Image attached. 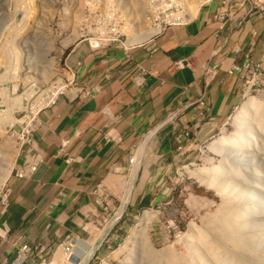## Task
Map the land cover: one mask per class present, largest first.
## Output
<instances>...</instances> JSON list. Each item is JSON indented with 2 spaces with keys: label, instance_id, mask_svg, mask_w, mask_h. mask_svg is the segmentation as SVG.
<instances>
[{
  "label": "crops",
  "instance_id": "1",
  "mask_svg": "<svg viewBox=\"0 0 264 264\" xmlns=\"http://www.w3.org/2000/svg\"><path fill=\"white\" fill-rule=\"evenodd\" d=\"M255 2L248 0L251 8ZM222 5L212 0L189 21L127 50L117 42L100 50L87 42L73 48L69 86L39 113L33 151L15 163L3 193L8 203L0 199V264H13L26 244H43L51 248L43 253L52 257L50 264H66L60 244L69 238L84 262L126 201L127 215L153 206L159 193L175 200L165 181L177 148L188 143L186 128L207 110L193 142L210 140L244 97L243 78L229 71L253 64L256 77L264 72L261 13L239 11L221 29L216 14ZM141 69L148 72L144 88L132 81ZM31 163H37L36 173L28 169ZM19 170L23 178L16 176ZM100 184L110 196L106 207L94 195ZM37 263L36 254L23 264Z\"/></svg>",
  "mask_w": 264,
  "mask_h": 264
},
{
  "label": "rangeland",
  "instance_id": "2",
  "mask_svg": "<svg viewBox=\"0 0 264 264\" xmlns=\"http://www.w3.org/2000/svg\"><path fill=\"white\" fill-rule=\"evenodd\" d=\"M210 1L0 0V196L15 168L22 129L34 127L41 110L55 100L58 92H63L59 91L66 84L63 61L76 45L91 40L104 44L118 41L136 47L169 25L189 21ZM139 34L147 36L143 42L135 41ZM260 73L262 76L253 79L251 90L247 89L248 85L243 87L244 97L238 108L210 140L202 144L192 141L177 148L175 164L165 181L175 190V200L159 193L153 206L137 211L129 209L106 236L93 264L151 263L137 244L128 243L145 210L157 213L149 224V236L156 251L165 253L158 264L186 262L182 257H187L190 251L183 237L189 233L190 226L201 230V241L212 238L217 222L210 225L207 220L217 215L220 197L214 189L201 185L195 173L212 175L208 170L220 166L221 156L208 150V144L223 136V131L229 135L235 133L238 109L248 98L264 94V72ZM256 193L264 201L262 192ZM195 196L197 203L192 205Z\"/></svg>",
  "mask_w": 264,
  "mask_h": 264
},
{
  "label": "bare ground",
  "instance_id": "3",
  "mask_svg": "<svg viewBox=\"0 0 264 264\" xmlns=\"http://www.w3.org/2000/svg\"><path fill=\"white\" fill-rule=\"evenodd\" d=\"M140 34L135 41L146 39L147 36ZM234 124L235 133L229 135L223 131V136L208 144V150L221 156L220 166L208 170L212 175L195 173L201 185L215 190L220 202L215 218L207 220L210 225L217 222L211 239L206 237L201 241V230L194 225L183 237L190 251L187 257H182L186 264H264V201L256 193L261 191L264 195V94L248 98L238 109ZM156 215L152 210L143 211L128 237V243L137 244L148 256L149 264H158L165 254L163 250L156 251L149 236V224ZM99 245L96 243L94 248Z\"/></svg>",
  "mask_w": 264,
  "mask_h": 264
},
{
  "label": "built area",
  "instance_id": "4",
  "mask_svg": "<svg viewBox=\"0 0 264 264\" xmlns=\"http://www.w3.org/2000/svg\"><path fill=\"white\" fill-rule=\"evenodd\" d=\"M222 3H223V5H222L221 9L218 10V12L216 14V20L220 23L221 29H224L226 27V25L228 24V22L233 20V17H235V14L239 11H245L246 16L254 15V12L258 11L261 13V15L264 19V8L262 7L260 0H258V3L257 2L253 3V8H251V6H249L248 0H222ZM179 23H184V22H179ZM153 38H151V39H153ZM86 42L88 43L90 48L95 49V50H100V49L106 48L108 45H110L108 43L110 41H107L105 44L102 42H91V40H87ZM115 42H117L119 44L118 48H124L125 50H127V45L125 43L118 42V41H115ZM70 54L63 61V70L65 72L66 79L70 78L69 76L74 75V73H75V68L71 66L70 61H69ZM127 59H129L128 54L122 60L125 62ZM77 65H80V63H77ZM229 73L230 74L237 73V74L241 75V77L244 80V87L248 85L247 89L253 88V84H251V83H253V79L255 80L258 77L262 76V75L258 74V76L256 77L255 66H253V64L235 65V66H233L232 70L229 71ZM147 74H148L147 70H145V69L139 70L137 73L134 74V76L132 78L133 83L139 88H144L145 83H146ZM68 86H69L68 84H65V86L59 91L63 90V92H64V90ZM243 90H245V89H243ZM59 93H61V92H58L57 96ZM56 98H55V100H56ZM55 100H53L50 104L54 103ZM207 113H208L207 110L205 111L204 109H202L199 112V114L197 115L196 123L191 128H189V127L186 128V133H185L184 138L187 140L188 143L195 139V137L197 135V129L200 126V124L203 122V120H205V118L207 117ZM35 131H36V125L34 127H30V129H28V128L22 129V132H21L20 137H19L20 144L18 146V154L16 157V161L23 154L29 155L32 153L34 145L36 143L35 136H34ZM106 139L108 140V137H106ZM29 167L30 168H28V169H30L31 173H36L38 171L37 163H31L29 165ZM25 175L26 174L23 170L16 171V176H18L19 178H23ZM94 195L97 198L96 202L98 204H100L101 207H106L108 205V203L110 201V196L103 191V186L101 184L94 191ZM0 199L4 205H6L8 203L5 194H2L0 196ZM114 216L115 215H113L112 219L114 218ZM118 222H116L114 224V226L109 230V232L103 237V240L101 241L97 250L101 248L103 242L106 239V236H108L112 232V230L115 228V226ZM76 246H77L76 243L73 242L72 239H70V238L60 244V247L65 251V259H66L65 263L66 264H93L94 261L98 258L97 257V250H96V252L89 257L88 261L83 262L82 259L80 258V256L76 255L73 252V248H75ZM50 250H51V248H47V246H45L43 244H37L35 246H32L30 244H26L19 250L17 256L15 257V259L13 261V264H23V263L27 262L29 259H32L36 254L38 255V263L37 264H50L53 260L52 257L49 254H48L49 255L48 257L43 256V253H48Z\"/></svg>",
  "mask_w": 264,
  "mask_h": 264
},
{
  "label": "water",
  "instance_id": "5",
  "mask_svg": "<svg viewBox=\"0 0 264 264\" xmlns=\"http://www.w3.org/2000/svg\"><path fill=\"white\" fill-rule=\"evenodd\" d=\"M146 144H147V140H145L144 142H143V144H142V146H141V149H140V152H139V160H140V158L142 157V155H143V152H144V149H145V146H146ZM138 160V162L136 161V164H138L139 165V163H140V161ZM136 171H137V168H136V170H135V172H134V174H133V177L134 178H136V175H137V173H136ZM126 208H127V202H125L124 204H123V206L120 208V210H119V212H117V214L114 216V218L111 220V222H110V226H109V229H108V231H107V233L109 232V230L114 226V224L116 223V222H118L120 219H121V217L125 214V212H126ZM106 233V234H107ZM105 234V235H106ZM103 240V239H102ZM101 240V241H102ZM101 243V242H100ZM95 253V252H94ZM94 253H92V254H94ZM91 254V255H92ZM88 259H89V257L87 258V260L86 261H88Z\"/></svg>",
  "mask_w": 264,
  "mask_h": 264
}]
</instances>
